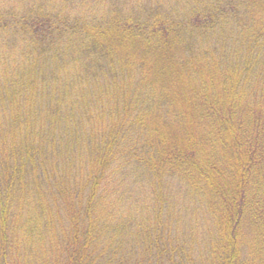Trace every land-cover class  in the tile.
Here are the masks:
<instances>
[{"label": "trees", "instance_id": "obj_1", "mask_svg": "<svg viewBox=\"0 0 264 264\" xmlns=\"http://www.w3.org/2000/svg\"><path fill=\"white\" fill-rule=\"evenodd\" d=\"M0 264H264V0H0Z\"/></svg>", "mask_w": 264, "mask_h": 264}]
</instances>
